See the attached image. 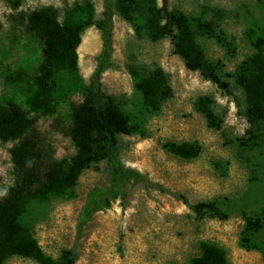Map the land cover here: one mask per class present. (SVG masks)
<instances>
[{
  "label": "rangeland",
  "instance_id": "1",
  "mask_svg": "<svg viewBox=\"0 0 264 264\" xmlns=\"http://www.w3.org/2000/svg\"><path fill=\"white\" fill-rule=\"evenodd\" d=\"M84 1L94 6L95 20L103 0H0V107L17 106L34 120L47 155L69 162L76 149L69 138L71 110L83 101L81 88L70 74L59 76L48 113H34L28 105L34 80L43 65L42 43L27 33L22 13L66 9ZM115 6V0H110ZM168 8L183 13L193 27L196 44L220 77L232 87L228 96L199 73L188 71L173 54L170 41H151L144 32L113 18V65L102 88L117 102L132 128L121 137L120 161L191 204L214 205L217 213L195 215L183 203L142 184L129 188L126 201L95 214L77 241V219L93 188L110 184L106 166L86 170L77 185L61 197L33 203L21 222L43 253L58 260L74 250L73 264H190L201 243L222 249L229 264H264V122L252 134L242 116L246 104L236 84L239 68L256 53L264 39V0H167ZM159 7L161 6L158 2ZM99 32L88 28L77 49L79 77L88 85L100 55ZM161 69L169 78L171 97L157 113L149 112L136 89L138 78ZM215 102L225 114L218 130L210 129L194 107L200 97ZM19 140L0 141V200L16 183L11 150ZM191 144L199 157L183 161L170 145ZM259 223L262 229L252 228ZM5 264H37L14 257Z\"/></svg>",
  "mask_w": 264,
  "mask_h": 264
},
{
  "label": "trees",
  "instance_id": "2",
  "mask_svg": "<svg viewBox=\"0 0 264 264\" xmlns=\"http://www.w3.org/2000/svg\"><path fill=\"white\" fill-rule=\"evenodd\" d=\"M116 15L137 31L144 32L151 41L169 40L173 54L188 71L199 73L228 96H233L231 85L220 77L195 42L193 27L200 28L201 24L190 21L181 12L169 10L167 0H115V6L110 0H103V13L99 20H95L94 6L89 1L66 9L62 20L52 7L22 13L19 18L25 30L43 46V65L28 100L31 110L34 113L49 112L51 95L60 86L59 76L64 73L70 74L73 83L81 88L83 101L71 110L69 138L76 154L69 162H58L47 155L35 131L34 120L17 106L0 107V141L24 137L11 150L16 183L0 200V264L14 257L37 264H73V249L64 251L58 260L46 256L21 219L33 203L43 204L51 197L65 195L75 188L84 171L96 169L101 163L106 166L110 184L88 192L77 219V241L84 226L95 214L109 210L119 200L126 201L129 188L136 184L171 196L195 215L217 213L214 205L191 204L184 196L151 183L147 176L121 163L123 147L120 138L131 135L133 130L115 99L105 94L102 88L104 74L114 68L113 18ZM91 27L99 32L102 48L90 82L84 85L79 77L77 49L82 34ZM255 47L256 53L241 65L236 80L246 104L242 116L250 126L247 134H252L264 122V39L258 41ZM136 89L151 113H157L172 95L169 78L161 69H156L146 78H138ZM194 109L210 129L221 127L225 114L216 112L215 102L210 97H200ZM169 152L183 161L199 157V151L187 143L170 145ZM252 228L259 231L262 226L257 222ZM190 264L229 263L222 249L201 243L199 255Z\"/></svg>",
  "mask_w": 264,
  "mask_h": 264
}]
</instances>
